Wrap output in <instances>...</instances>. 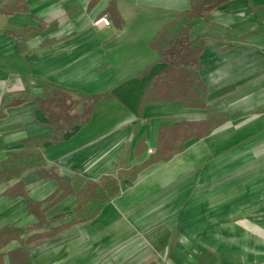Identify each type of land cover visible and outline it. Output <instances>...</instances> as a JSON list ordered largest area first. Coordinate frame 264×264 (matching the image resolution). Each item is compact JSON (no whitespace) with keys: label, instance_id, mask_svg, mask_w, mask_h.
<instances>
[{"label":"crops","instance_id":"crops-1","mask_svg":"<svg viewBox=\"0 0 264 264\" xmlns=\"http://www.w3.org/2000/svg\"><path fill=\"white\" fill-rule=\"evenodd\" d=\"M188 9L0 0V164L31 153L18 178L0 181V229L20 231L0 250L5 264H264V0L192 22L209 110L141 107L166 67L149 43ZM102 16L110 25L95 27ZM46 85L102 99L87 124L31 149L52 132L37 101ZM106 175L120 178L119 194L74 223L78 193Z\"/></svg>","mask_w":264,"mask_h":264},{"label":"trees","instance_id":"trees-1","mask_svg":"<svg viewBox=\"0 0 264 264\" xmlns=\"http://www.w3.org/2000/svg\"><path fill=\"white\" fill-rule=\"evenodd\" d=\"M230 1L234 0H189V9L178 17L182 19L180 28L175 30L179 24L178 19H175L158 31L149 43V47L156 51L166 67L146 88L141 107L149 102L166 104L178 101L185 108L209 110L205 103L207 89L199 76L202 45L191 42L189 33L194 20L206 19L211 12ZM44 91L45 98L37 101L44 111L52 132L48 138L25 143V146L31 149L39 148L45 142L54 145L60 142L62 135L71 127L87 124L95 105L102 99L101 95L85 96L54 85H46ZM23 102L24 100H18L14 104ZM197 131L196 129L195 136L201 137L207 135L210 130L205 133ZM29 156L31 153L26 154L25 157L16 155L0 164V181L18 178L25 168L23 160ZM46 177L61 182L58 176ZM119 182V177L109 175L102 176L97 181L86 182L84 189L78 193L79 203L74 209L76 214L74 223L93 220L102 206L119 194ZM19 233L20 231L10 226L0 229V250L10 241L19 239ZM3 257L4 254L0 253V264H5ZM9 261L10 264H16L10 255Z\"/></svg>","mask_w":264,"mask_h":264},{"label":"built area","instance_id":"built-area-1","mask_svg":"<svg viewBox=\"0 0 264 264\" xmlns=\"http://www.w3.org/2000/svg\"><path fill=\"white\" fill-rule=\"evenodd\" d=\"M93 25L95 27H107L110 25V22L109 20L105 17V16H102V17H99L98 19H96L94 22H93Z\"/></svg>","mask_w":264,"mask_h":264}]
</instances>
